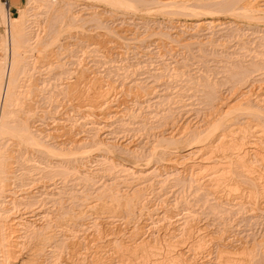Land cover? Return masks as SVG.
<instances>
[{
  "label": "rangeland",
  "instance_id": "374dc122",
  "mask_svg": "<svg viewBox=\"0 0 264 264\" xmlns=\"http://www.w3.org/2000/svg\"><path fill=\"white\" fill-rule=\"evenodd\" d=\"M37 1L9 6L0 262L264 264V0Z\"/></svg>",
  "mask_w": 264,
  "mask_h": 264
},
{
  "label": "bare ground",
  "instance_id": "6f19581e",
  "mask_svg": "<svg viewBox=\"0 0 264 264\" xmlns=\"http://www.w3.org/2000/svg\"><path fill=\"white\" fill-rule=\"evenodd\" d=\"M31 1H34V0H29V3L31 2ZM36 1V0H35ZM39 1V0H38ZM38 1L36 2V4L38 3ZM110 1V0H109ZM115 1H117V0H115ZM121 2H123L122 0H120ZM119 1V2H120ZM47 2H48V0H47ZM249 2V1H248ZM28 3V0H27V4H29ZM32 3V2H31ZM30 3V4H31ZM34 3V2H33ZM50 3V2H49ZM178 3V2H177ZM182 3V2H181ZM262 3V2H261ZM36 4H34V5H36ZM41 4H42V2H41ZM180 4V3H179ZM213 4V3H212ZM264 4V3H263ZM32 5V4H31ZM40 5V4H39ZM46 5V7L48 6L49 7V5L48 4H45ZM45 5H44V3H43V6L45 7ZM156 5H158V4H156ZM163 5V4H162ZM196 5V4H195ZM208 5V4H207ZM226 5V4H225ZM9 6H10V3H5L4 1H0V25L3 27V35H2V38H1V42H0V51L2 52V55H0V139H2V137L4 136V134L6 133H10V132H14L15 131V128H17L19 125H21L22 124V122L23 121H21V124H19V125H17V127H15V125H14V131H11L13 128H12V124H11V130H10V124H9V126L7 125L8 123H6V121H8L6 118H8V116H9V113H10V109H8L9 108V105H11L10 103L14 100V98H15V96H16V94L18 95L19 93H14V91H13V89H14V87L16 86V80L18 79L17 78V75H18V72L19 73H23L24 71L26 72V70H24V69H26V67L24 66V61H27V60H24V56L25 55H22V52H21V46L25 43L26 44V42L28 41V39L30 38L29 37V33H28V27L31 25L30 24V22H31V20H30V18H28V14H27V12H29L28 10H30L31 9V6H29V7H21L20 9H19V14H18V16H11L10 15V13H9ZM42 6V5H41ZM42 6V7H43ZM51 6V5H50ZM179 6V5H178ZM209 6V5H208ZM223 6V5H222ZM221 6V7H222ZM34 7H36V6H34ZM47 7V8H48ZM52 7V6H51ZM150 7V6H149ZM176 7V6H175ZM45 9V8H44ZM209 9V8H208ZM49 10V9H48ZM31 11H34L33 9L31 10ZM44 11V10H43ZM35 12V11H34ZM33 12V13H34ZM239 12V11H238ZM34 18V17H33ZM32 19V18H31ZM68 19V18H67ZM264 19V18H263ZM233 20V19H232ZM35 33V32H34ZM37 35H38V33H37ZM36 35V36H37ZM121 39V38H120ZM30 40H32V39H30ZM29 43V42H28ZM27 43V44H28ZM30 44V43H29ZM30 47V46H29ZM26 48V47H25ZM30 49V48H29ZM28 58V57H27ZM27 64V63H26ZM25 68H24V67ZM24 70V71H23ZM24 72V73H25ZM249 72V71H248ZM19 77V76H18ZM19 80V79H18ZM18 80H17V84L19 83L18 82ZM20 81V80H19ZM21 83V82H20ZM17 86H20V85H17ZM22 86V85H21ZM20 86V87H21ZM17 91H18V89H17ZM23 91V90H22ZM19 92V91H18ZM97 93V92H96ZM99 94V93H98ZM101 94V93H100ZM100 94L98 95V96H100ZM103 94V93H102ZM101 94V95H102ZM20 95V94H19ZM104 95V94H103ZM20 97V96H19ZM16 98H18V96H16ZM16 98H15V101H16ZM263 99V98H262ZM261 99V100H262ZM18 100V99H17ZM264 101V100H263ZM14 105V104H13ZM11 107H12V105H11ZM235 107V106H234ZM257 109V108H256ZM257 112H260V111H257ZM12 113H14V112H12ZM12 113H10V115L12 114ZM263 113H264V111L262 112V115H263ZM260 114V113H259ZM258 114V115H259ZM253 116V115H252ZM10 117V116H9ZM258 118V117H257ZM9 119V118H8ZM260 119V118H259ZM21 120H23V119H21ZM225 120V119H224ZM13 121V120H12ZM221 121V120H220ZM219 121V119H218V122H220ZM223 121V120H222ZM248 121V123H249V120H247ZM26 122V121H25ZM25 122H23V124L25 125ZM29 122V121H28ZM20 123V122H19ZM30 123V122H29ZM246 123V122H245ZM18 124V123H17ZM27 124V123H26ZM220 124H222V123H220ZM250 124V123H249ZM248 124V126H249V128H250V125ZM241 125H242V123H241ZM247 125V124H246ZM27 126V125H26ZM31 127H32V124L30 125ZM217 126V125H216ZM231 126V125H230ZM248 126H246V127H248ZM263 126V125H262ZM21 127H22V125H21ZM21 127L19 126V128H20V130H22L21 129ZM244 127H245V125H244ZM244 127L242 128V129H244ZM245 127V129H247ZM25 128H27V127H25ZM25 128L23 129V131L24 132H28V128L25 130ZM218 128V127H217ZM232 128V127H231ZM240 128V127H239ZM18 129V128H17ZM16 129V132L15 133H19V129L17 130ZM212 129V128H211ZM233 129V128H232ZM231 129V130H232ZM242 129H240V130H242ZM29 130H30V128H29ZM200 130V129H199ZM230 130V129H229ZM248 130V129H247ZM262 132H264V126L262 127ZM9 131V132H8ZM18 131V132H17ZM22 131V132H23ZM204 131V130H203ZM251 131V130H250ZM21 132V133H22ZM22 133V134H25V133ZM30 132V131H29ZM202 132V131H201ZM226 132V131H225ZM242 133H244L245 132V130H242L241 131ZM240 132V133H241ZM229 133H231V131H229ZM228 133V134H229ZM11 134V133H10ZM12 134H14V133H12ZM22 134H20V135H22ZM197 134V133H196ZM213 134V133H212ZM232 134L233 133H231V134H229L230 135V137L229 138H224V136H226V134L225 135H223V136H221V138L219 139V143L217 142V144H210L209 146L211 147V148H213V149H215V148H219V147H228V149L229 148H234L235 146H237V145H241V144H243V142L242 143H237L236 142V140H234L235 138L232 136ZM262 134V133H261ZM17 134H15V136H16ZM19 134H18V136L17 137H21L22 138V136H20ZM30 135V136H29ZM27 134L26 133V139L28 140V143L29 142H32V143H39V141H37L38 140V137H34L35 135H34V133L33 134ZM34 135V136H33ZM205 135V136H204ZM203 136V138L202 137H199V139L201 140V139H205L206 140V138H207V136H206V134H204ZM210 135V134H209ZM208 135V136H209ZM25 136V135H24ZM206 137V138H205ZM243 137H244V135H243ZM19 139V140H21L22 141V139L24 138H22V139ZM219 138V137H218ZM12 139V138H11ZM25 139V138H24ZM167 139V138H166ZM253 139V138H252ZM165 140V139H164ZM195 140V139H194ZM25 141V140H24ZM177 141H178V139H177ZM42 142V141H41ZM179 142H181V141H179ZM189 142V141H188ZM203 142V141H202ZM24 143V142H23ZM25 143L26 144H28L27 143V141H25ZM43 143V142H42ZM42 143H41V145H42ZM177 143V142H176ZM182 143V142H181ZM209 143V142H208ZM211 143V142H210ZM245 143H247L246 141H245ZM1 144V143H0ZM25 144V145H26ZM36 144V145H37ZM206 144H207V142H206ZM29 145H31V143L29 144ZM33 145V144H32ZM35 145V144H34ZM40 145V146H41ZM49 145V144H48ZM48 145H46V147H48ZM201 145V144H200ZM261 145V144H260ZM207 145H202L200 148L202 149L203 147H206ZM209 146H207V148L209 147ZM1 147V146H0ZM43 147H45V145L43 146ZM238 147V146H237ZM3 148V147H2ZM49 148H51V147H48V149ZM53 148V147H52ZM162 148V147H161ZM206 148V149H207ZM160 149V148H159ZM210 149V148H209ZM212 149V150H213ZM259 149V148H258ZM47 150V149H46ZM49 150H51L52 151V149H49ZM48 150V151H49ZM54 150V149H53ZM208 150V149H207ZM2 150H0V180H2L1 179V177H2V174L3 173H6L7 171H8V169H4V166H3V162H5V160H4V158L2 159L1 158V154H2V152H1ZM210 151V150H209ZM56 153V152H55ZM247 154V150H245L244 151V149L242 150V151H240V152H237V153H235V156H237V159H238V161L241 163V164H243L244 163V161H243V159H244V155H246ZM51 154V153H50ZM4 155V154H3ZM13 158V157H12ZM11 158V159H12ZM2 159V160H1ZM6 159V158H5ZM226 159V158H225ZM3 161V162H2ZM7 161V160H6ZM232 163V162H231ZM6 164V163H5ZM4 164V165H5ZM198 164V163H197ZM202 163L199 165V167L201 168L202 166ZM244 165V164H243ZM6 166V165H5ZM212 167V166H211ZM218 167V166H217ZM6 168V167H5ZM8 168V167H7ZM241 168V167H240ZM4 170L6 171V172H4ZM214 172V171H213ZM8 174V173H7ZM6 175V174H5ZM3 176H4V174H3ZM8 176V175H7ZM4 178V177H3ZM215 178V177H214ZM237 178V177H236ZM219 180V179H218ZM234 180V179H233ZM4 181V180H3ZM220 181V180H219ZM215 183V182H214ZM2 184V183H1ZM0 184V185H1ZM1 186H3V185H1ZM3 189V188H2ZM133 191V190H132ZM14 192V191H13ZM121 196V195H120ZM129 200V199H128ZM144 200V199H143ZM102 201V200H101ZM97 203V202H96ZM108 204V203H107ZM111 204V203H110ZM130 204V203H129ZM129 206V205H128ZM90 207V206H89ZM96 207V206H95ZM112 207V206H111ZM124 207H125V205H124ZM94 208V207H93ZM110 208V207H109ZM133 208V207H132ZM85 211V210H84ZM121 213V212H120ZM73 215V214H72ZM92 215V214H91ZM115 220V219H114ZM137 222V221H136ZM13 223V222H12ZM131 223V222H130ZM7 226V225H6ZM8 226H10V225H8ZM133 228H135V227H133ZM1 229V228H0ZM9 229V228H8ZM12 230V229H11ZM8 232V231H7ZM3 233V232H2ZM9 233H10V231H9ZM12 233V232H11ZM15 234V233H14ZM13 234V235H14ZM0 235H1V231H0ZM5 235V234H4ZM0 236V251H4L5 250V248H2V246H3V244L5 243V244H7L8 243V241H10L11 242V240L9 239H7L6 237L8 236ZM44 235V234H43ZM45 236V235H44ZM10 237V236H9ZM15 239H16V237H15ZM43 239V238H42ZM12 243V242H11ZM14 243V242H13ZM10 243H8L7 244V246L9 245ZM15 244H16V242H15ZM16 245H18V244H16ZM134 245V244H133ZM11 246V245H10ZM9 247V246H8ZM8 247H6V249L8 248ZM10 248H12V247H10ZM194 248V247H193ZM263 248V247H262ZM11 250V249H10ZM7 251H9L8 249H7ZM17 251V250H16ZM231 251V250H230ZM256 251V250H255ZM11 252H13V251H11ZM15 252V251H14ZM1 253V252H0ZM2 253H4V252H2ZM6 253V252H5ZM8 253H10V252H8ZM17 253V252H16ZM14 254V253H13ZM167 254V253H166ZM241 254V253H240ZM249 254V253H248ZM1 255H3V254H0V256ZM157 255V254H156ZM200 255V254H199ZM221 255V254H220ZM223 255V254H222ZM5 256H6V254H5ZM9 256V255H8ZM17 256V255H16ZM15 256V257H16ZM262 256V255H261ZM1 257H4V255L3 256H1ZM0 257V258H1ZM14 257V258H15ZM260 257V256H259ZM5 259V258H4ZM3 259V260H4ZM225 259V258H224ZM224 259H223V262H224ZM261 259V258H260ZM0 260H2V259H0ZM2 260V261H3ZM10 260H12V259H10ZM1 261V262H2ZM225 261H227V260H225ZM257 261V260H256ZM261 261V260H260ZM0 262V264H4V263H1ZM5 262H8V261H5ZM11 262V261H10ZM228 262V261H227ZM227 262H225L224 264H227ZM238 262V261H237ZM252 262V261H251ZM21 263H23V262H21ZM241 263V262H240ZM254 263V262H253ZM117 264V263H116ZM155 264V263H154ZM234 264H235V262H234ZM238 264V263H237Z\"/></svg>",
  "mask_w": 264,
  "mask_h": 264
},
{
  "label": "crops",
  "instance_id": "0c3cea01",
  "mask_svg": "<svg viewBox=\"0 0 264 264\" xmlns=\"http://www.w3.org/2000/svg\"><path fill=\"white\" fill-rule=\"evenodd\" d=\"M0 1H2V0H0ZM19 2H21V0H9L8 3H11L13 7H16Z\"/></svg>",
  "mask_w": 264,
  "mask_h": 264
},
{
  "label": "built area",
  "instance_id": "2783aa9c",
  "mask_svg": "<svg viewBox=\"0 0 264 264\" xmlns=\"http://www.w3.org/2000/svg\"><path fill=\"white\" fill-rule=\"evenodd\" d=\"M2 1H4V2L7 3V4H8V2H9V0H2ZM9 13H10V7H9Z\"/></svg>",
  "mask_w": 264,
  "mask_h": 264
}]
</instances>
